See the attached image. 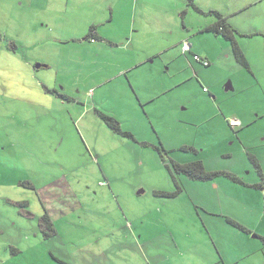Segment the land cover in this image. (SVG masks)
Listing matches in <instances>:
<instances>
[{
  "label": "rangeland",
  "instance_id": "rangeland-1",
  "mask_svg": "<svg viewBox=\"0 0 264 264\" xmlns=\"http://www.w3.org/2000/svg\"><path fill=\"white\" fill-rule=\"evenodd\" d=\"M14 1L0 0V264H264V34H245L264 32V0L227 18L249 68L201 32L213 16L189 9L182 23L180 0H153L143 28L117 9L99 28L118 46L67 41L111 16L106 0H26L56 2L4 15ZM196 160L237 180L172 164Z\"/></svg>",
  "mask_w": 264,
  "mask_h": 264
},
{
  "label": "crops",
  "instance_id": "crops-1",
  "mask_svg": "<svg viewBox=\"0 0 264 264\" xmlns=\"http://www.w3.org/2000/svg\"><path fill=\"white\" fill-rule=\"evenodd\" d=\"M41 1V0H40ZM40 1L37 2H33L35 4V6H33L32 2H26V0H15L14 3L11 6H5V10L3 12L4 15L8 16V14L12 13L13 11H15L14 13H19L20 9L26 8V4L32 5L34 8V11L36 9H40L41 11H48L50 10L51 5L56 2V1H46V3H40ZM88 0H66V4H72L70 8H74L76 7L77 4L79 3H84L87 2ZM110 3V12H111V16L108 18H100V19H95L93 20V22L91 23L92 25H97V32L98 35L103 38V39H98L95 42H92V45H98L102 42H112L110 40H114L111 39L112 37H110L111 35L107 34L104 29L99 28L101 25L104 26V28H107L109 26L107 25H114L113 22L116 21L117 16L115 15L116 10L119 9L120 12L123 9H128L131 10V14L133 16H136L138 18V20L140 21V28H143L145 25L149 24L152 22V18L148 17L151 15V11L153 9L154 6V1L153 0H106ZM113 1V3H112ZM126 1H128L129 5H126ZM261 0H195V3L197 5V7L199 8V10L195 9L193 6H191L189 4V0H180V3L177 4V8L180 10L179 15L184 17V15H188L189 13V9H194L195 11H198L199 15H210L213 16L215 19L212 21H207L204 24H202L200 26V30L201 32L204 33H211V34H215V35H221V34H217L214 33L212 31H208L205 30L208 26H210L211 24H215L218 21L217 15L213 12H218L220 13L223 18H227L230 16H234V15H240L244 12H247L252 5H255L256 3H258ZM156 5L158 7L161 8H166L170 6V2L169 0H158L156 2ZM11 8H14L13 11H11ZM186 18L187 16L184 17L182 23L186 24ZM2 19H10L8 17H4ZM203 21V20H202ZM112 22V23H110ZM228 22V21H227ZM109 23V24H107ZM168 23V20H167ZM198 23H201V18H199ZM229 23V22H228ZM230 24V23H229ZM134 28L136 25V19L134 20ZM135 31H138V29L135 28ZM245 34L252 37V36H257V35H261L264 34L263 29L258 27V26H248L245 29ZM131 38H133V36H131ZM129 36L127 37L128 40L131 39ZM75 41V42H79L80 40H84L81 36L79 35H74L71 36L67 41ZM100 41V42H99ZM133 42V40L130 42V44ZM113 44H116L118 46V41H113ZM129 42L126 43V45H130L128 44ZM192 45V44H191ZM193 47V45L191 46ZM193 51H191L190 53H192ZM197 52V51H195ZM193 52V53H195ZM202 53H199V55H204L208 56V52L205 51L204 49L201 50ZM198 54V52H197ZM208 58V57H207ZM195 60V59H194ZM146 62V60H144V58L142 56H140V54L137 55V58L135 59L133 65L130 67L129 70L124 71L123 73L125 74H129L128 76H131V72L136 68L141 67L142 65H144V63ZM232 88L231 83H228L227 85V89ZM143 105V103H142ZM240 123V122H239ZM95 233H99V232H95Z\"/></svg>",
  "mask_w": 264,
  "mask_h": 264
},
{
  "label": "trees",
  "instance_id": "trees-1",
  "mask_svg": "<svg viewBox=\"0 0 264 264\" xmlns=\"http://www.w3.org/2000/svg\"><path fill=\"white\" fill-rule=\"evenodd\" d=\"M189 4L191 6H193L195 9L199 10V8L197 7V5L195 3V0H189ZM213 13H215L217 15L218 21L215 24H211L210 26H208L205 30L212 31V32L217 33V34H221L223 37H225L227 40H229L232 44L233 51H234V54H235V57L237 58V60L241 64H243L245 67L249 68L250 67L249 62H248L245 54L243 53V51H242V49H241V47H240V45L236 39V29L234 27H232V25L229 24L227 22L226 18H223V16L220 13H218V12H213ZM97 27H98L97 25L90 26V29H89L87 35L83 39L89 40L92 42H95L98 39L99 40L103 39L98 35ZM0 35H2V38H3V35H4L3 32L0 31ZM5 39H7V38H5ZM4 41L5 40H3V42ZM182 47H183V45H182ZM182 50H183V48H182ZM191 51H192V47L190 48L189 51H186V52L183 51V53L188 54ZM192 55H193V59H195L194 58L195 55H198L199 59H195V60L202 63L204 66H209L211 64L209 59L201 57L197 53H192ZM39 67H43V64H40ZM39 67L37 64L36 68H39ZM203 89H204V91H206L207 87H204ZM98 113H99V116L101 117V119H103V121H105L115 132L120 133L121 135L135 139L134 135L130 131L123 130L121 128L120 123L118 122V120L114 116L107 114V113H104L102 111H98ZM231 123H232V120H231ZM239 124H237V125H239ZM172 164L174 165L176 172L183 173L192 179L205 181V180H210V179L215 178L220 173H225V174H228L229 176H231L237 180V177L232 175V174H229L226 172H219L216 170H213V171L207 170L203 160H196V161H191V162H186V163H179V162L173 161ZM256 186L264 191V177L263 176H262V180ZM178 192H180V191H178ZM167 194L170 196H175L177 193H167ZM263 208H264V199H263ZM43 222L48 224V225H51V226H53V224H54L53 221H51L50 219L47 218V214L45 216L41 217V224H43ZM229 222H231L234 225L240 226L234 220L229 219Z\"/></svg>",
  "mask_w": 264,
  "mask_h": 264
},
{
  "label": "built area",
  "instance_id": "built-area-1",
  "mask_svg": "<svg viewBox=\"0 0 264 264\" xmlns=\"http://www.w3.org/2000/svg\"><path fill=\"white\" fill-rule=\"evenodd\" d=\"M190 48H191V43L188 40L184 41V43H183V51L184 52L189 51ZM194 58L195 59H199V56L195 55ZM232 124L233 125H237V124H239V121L238 120H232Z\"/></svg>",
  "mask_w": 264,
  "mask_h": 264
},
{
  "label": "water",
  "instance_id": "water-1",
  "mask_svg": "<svg viewBox=\"0 0 264 264\" xmlns=\"http://www.w3.org/2000/svg\"><path fill=\"white\" fill-rule=\"evenodd\" d=\"M40 66V64H38V67ZM141 192H143V190H140L138 193H141Z\"/></svg>",
  "mask_w": 264,
  "mask_h": 264
}]
</instances>
